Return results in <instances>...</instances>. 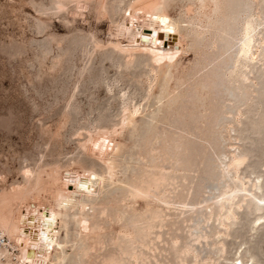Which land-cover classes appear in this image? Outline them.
<instances>
[{
  "label": "rangeland",
  "instance_id": "374dc122",
  "mask_svg": "<svg viewBox=\"0 0 264 264\" xmlns=\"http://www.w3.org/2000/svg\"><path fill=\"white\" fill-rule=\"evenodd\" d=\"M130 1L107 0V13L103 14L101 0H0V189L17 186L40 165L64 163L77 157L78 142L84 139L89 121L116 126L122 111L123 91L127 93L129 106L138 105L139 110L134 126L122 132L120 180L105 182L101 193L94 195L99 208L104 205L108 211L111 209L109 200L118 191L119 182L129 174L126 167L146 155L147 145L143 144L152 129L159 139L170 137L166 140L170 149L182 151L189 145L190 150H198L199 156L207 123L221 113L232 128L227 145L231 175L235 167L246 177L261 174L264 185V64H255L245 94L231 90L222 72L226 73L235 52L232 45L239 22L253 12L263 20L264 0H221L223 10L217 15L221 20L211 19L212 22L208 11L201 10V0H168L167 9L185 35L182 50L179 48L176 56L173 78L166 87L169 94H164L166 97L158 96L164 91V82L156 70H150L146 54H122L113 48L117 42L123 46L130 44L129 38L115 35ZM96 44L102 48H96ZM209 78L216 83L211 91L210 84L206 85ZM107 85L112 86L111 91ZM242 94L247 95L243 105L238 103ZM194 118L199 121L194 123ZM79 131H83V138L77 135ZM174 140L179 142V147ZM82 157L101 167L92 157ZM252 219L248 208L240 209L236 224L223 238L222 264L232 263L240 245L244 254L254 255L253 264H264V218L255 229ZM62 220L66 223L62 222L57 230L58 245L51 256L63 253L62 264H68L74 225L67 216ZM101 227L104 233L108 232L105 221Z\"/></svg>",
  "mask_w": 264,
  "mask_h": 264
},
{
  "label": "bare ground",
  "instance_id": "6f19581e",
  "mask_svg": "<svg viewBox=\"0 0 264 264\" xmlns=\"http://www.w3.org/2000/svg\"><path fill=\"white\" fill-rule=\"evenodd\" d=\"M206 1L201 0L199 4L202 11H208L211 21L222 12V1ZM106 2L101 0L100 3L103 14L107 13ZM167 6L168 0H131L115 33L116 36L129 38L130 44H113V48L122 54L141 52L147 55L150 70H156L164 82V91L162 89V94L158 96L166 94L185 35ZM237 28L232 45L236 47L235 52L229 59L226 73L222 71L225 76L222 75L232 87L229 89L245 94L255 64H264V19L254 12L249 13ZM98 47L102 48L96 44ZM211 78L206 83L207 86L210 84V91L216 85ZM111 87L107 85L110 91ZM244 94L238 103L245 102L247 95L245 97ZM73 95L74 91L72 98ZM126 95L124 91L121 93L122 111L116 126L89 121L84 139L78 142L80 154L77 157L64 163L40 165L22 183L10 189H0V264H62L63 253L54 257L51 255L58 245L57 230L62 222L66 223L62 220L63 216H67L74 225H71L73 233L69 240L72 253L68 264H222L225 252L223 238L236 224L240 209L246 207L251 211L253 229L264 218L262 175L246 177L239 174L235 166L234 174L230 173V162L227 160L232 128L227 125L222 113L213 115L211 121L204 120L210 122L207 129L203 125L206 131L202 136L203 146L199 156L198 150H190L189 145L183 147L182 142V151L170 149L166 144L170 137L159 139L151 128L152 132L146 135L143 144L147 145L146 155L142 153L145 156L139 157L133 164L126 161L131 164L126 167L129 174L119 182L118 191L109 200L111 209L108 211V206L104 205L99 208V200L94 195L101 193L105 182L113 183L119 179L122 132L136 123L139 106H129ZM82 132L77 135H83ZM82 155L99 161L101 167L88 163ZM90 214H93L92 218ZM103 221L109 228L105 233L101 230ZM254 259L252 253L244 254L240 245L231 264H253Z\"/></svg>",
  "mask_w": 264,
  "mask_h": 264
}]
</instances>
